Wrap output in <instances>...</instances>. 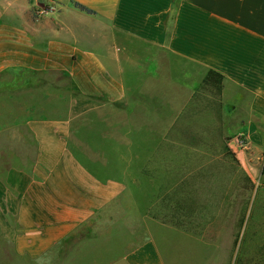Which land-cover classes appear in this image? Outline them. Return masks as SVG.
Returning <instances> with one entry per match:
<instances>
[{
    "label": "crops",
    "instance_id": "1",
    "mask_svg": "<svg viewBox=\"0 0 264 264\" xmlns=\"http://www.w3.org/2000/svg\"><path fill=\"white\" fill-rule=\"evenodd\" d=\"M128 39L201 79L212 70L247 98L246 147L233 138L231 151L246 182L264 177V0H0V76L10 85L15 73L43 76L17 83L25 116L4 130L5 151L24 159L0 177V264H223L221 250L239 242L225 177L173 181L183 192L174 222L133 195L130 115L140 110L126 108ZM33 96L44 115L31 116Z\"/></svg>",
    "mask_w": 264,
    "mask_h": 264
},
{
    "label": "rangeland",
    "instance_id": "2",
    "mask_svg": "<svg viewBox=\"0 0 264 264\" xmlns=\"http://www.w3.org/2000/svg\"><path fill=\"white\" fill-rule=\"evenodd\" d=\"M94 43H100L98 36L91 45ZM123 46L125 78L133 87L130 90L133 104L126 108L140 110L130 115L128 160L132 165L129 173L135 175V184L130 186L136 188L132 189L133 195L142 200L141 204H149L147 210L151 213L165 206L174 222L178 219L174 218V209L181 214L183 208L178 205L182 204L178 194L183 192L175 190L176 187L172 189L173 181L176 184L185 176H198L206 171L227 178L226 191L233 192L234 196L233 200L226 198L225 211L233 215L235 221L240 218L242 228L235 247L221 250L225 258L223 264H264V177L246 182L225 150L228 148L232 152L231 146L235 147L232 140L245 123L247 98L239 94L237 97V92H230L233 90H225L223 83L220 88L203 85L198 74L158 47L133 39H128ZM12 75V85L7 83L12 80L8 74L0 76L1 178L10 167L19 165L20 159H24L23 153H7L4 148L8 139L4 130L13 123H20L25 116L23 105H19L18 100L14 103L17 98L13 96L20 92L14 88L23 90L24 85L17 84L20 81L43 79V76L23 72ZM63 80L65 87L71 89L69 78L64 76ZM36 97L31 98V105L35 106L32 110L36 109L31 112L32 117L45 114L36 107L40 101ZM35 154L31 156L33 159ZM132 192L129 189V197ZM175 196L178 199H169ZM151 197L156 199L154 204ZM213 259L211 256L210 260Z\"/></svg>",
    "mask_w": 264,
    "mask_h": 264
},
{
    "label": "trees",
    "instance_id": "3",
    "mask_svg": "<svg viewBox=\"0 0 264 264\" xmlns=\"http://www.w3.org/2000/svg\"><path fill=\"white\" fill-rule=\"evenodd\" d=\"M75 7L77 9H79L80 11L85 12L87 14H93V12L91 10L85 8L82 5L75 4ZM222 83H223V76H221L220 74H218L212 70H209L206 73L205 77L202 79L203 85H210V86L214 85V86H217L218 88H220L222 86ZM225 150L230 155L231 160L237 164V159H236L235 155L232 152H230V150H228V148H225ZM261 174H264V162H263Z\"/></svg>",
    "mask_w": 264,
    "mask_h": 264
},
{
    "label": "built area",
    "instance_id": "4",
    "mask_svg": "<svg viewBox=\"0 0 264 264\" xmlns=\"http://www.w3.org/2000/svg\"><path fill=\"white\" fill-rule=\"evenodd\" d=\"M235 143L237 144V146H239L240 148H244L246 147V142L245 140L242 138V136H237L235 138Z\"/></svg>",
    "mask_w": 264,
    "mask_h": 264
}]
</instances>
